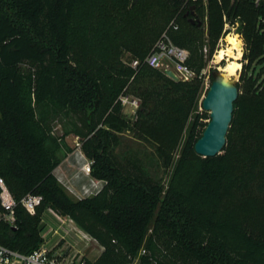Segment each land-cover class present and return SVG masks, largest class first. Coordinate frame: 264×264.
<instances>
[{
    "label": "trees",
    "instance_id": "16d2710c",
    "mask_svg": "<svg viewBox=\"0 0 264 264\" xmlns=\"http://www.w3.org/2000/svg\"><path fill=\"white\" fill-rule=\"evenodd\" d=\"M140 1L0 0V177L18 201L29 192L42 196L35 214L18 204L16 224L0 222V243L26 254L39 248L51 208L103 245L84 264H264V0H239L245 7L231 20L246 35L253 96L238 95L226 153L212 157L194 149L203 118L210 119L209 112L194 114L202 57L191 44L202 39L196 35L202 25L190 20V6L201 18L203 0H165L181 8L187 23L177 22L169 35L191 47L187 63L197 74L191 80L130 65L157 40L145 29L154 14ZM210 1L222 11L227 4ZM123 88L140 99L133 127L140 139H150L144 124L172 121L182 129L192 117L183 159L200 165L188 187L152 177L137 150L123 158L115 153L124 129L116 102ZM69 135L93 160L92 176L105 181L92 196L73 199L54 174L73 151ZM157 150L163 157L165 146Z\"/></svg>",
    "mask_w": 264,
    "mask_h": 264
},
{
    "label": "rangeland",
    "instance_id": "374dc122",
    "mask_svg": "<svg viewBox=\"0 0 264 264\" xmlns=\"http://www.w3.org/2000/svg\"><path fill=\"white\" fill-rule=\"evenodd\" d=\"M187 1L188 0H186V3ZM214 4L216 5V10H214ZM139 5L149 8L148 12L154 14V16H150L149 21L146 22V24H148L145 29L146 33L155 31L154 36L156 35L157 40L159 39L161 31L165 27L167 28L172 21L175 23L178 22L181 28L187 27L186 20L183 19L181 8L173 7L165 0H141ZM242 5L239 0H227V4H224V9L222 11L218 8L216 3L210 0H203L199 4L203 24L200 27V32H197L196 35H199L202 39L193 42L191 46L194 43L200 46L199 52L202 57V65L199 71V78L202 80L203 90L195 106L194 114L203 111L208 112L202 108V99L206 95L207 89L211 83V70L214 68L220 69V66L227 62V58L217 61L216 54L220 48L227 47V35L229 33L238 34L237 36L242 41V56L239 59L241 67L238 75L232 78L238 79L241 98L245 99L253 96V86L250 85L251 83L249 84L250 81L248 79L251 68L247 61H243L244 53L247 50L246 35L242 34L239 30V20H235L234 22L231 21L242 13L241 11H243L242 9L245 7V4ZM226 9L230 10L229 15L226 13ZM210 12H213L212 15ZM221 22L223 24L220 29ZM157 40H155V42ZM186 47L189 50L191 48L190 46ZM127 56L128 54H125L124 60H128ZM245 64H247V66L244 68ZM259 67H257V69H259ZM125 95L131 98L137 97L139 99L129 88H123L117 95L116 102H121V96ZM121 113L122 119L120 120L123 123L124 129L120 133L121 142L115 148V153L118 154L119 157L123 158L125 153L130 149L141 152L149 174L165 185H168L172 181H177L179 185L186 188L196 179L199 171V162L183 159V152L189 141V124L192 123V117L186 122L182 129L172 123V121H167L164 123V126L157 125L156 123L144 124L145 134L150 138L147 140L140 139L137 136L136 130L133 128L137 121V109L135 110L130 105H124L121 102ZM235 119L239 120L240 116H235ZM208 120L207 117L203 118L204 122ZM67 140L73 147V151L70 152L55 169L54 174L59 183L73 199L92 196L99 187L103 186L105 181L92 176V174L88 175L86 173V166L84 170L82 169L83 163L89 162L92 172L93 160L88 157H81V152L83 155L85 154L80 148L78 138L74 135H69ZM159 143L165 146L163 157L158 154L157 145ZM220 153L225 154L226 150L223 149ZM92 179L97 182V185L90 186ZM85 184H89L90 191H85ZM43 215L45 220L49 223H51V220H56L55 216L49 212V210H46ZM41 224L45 225L42 221ZM76 239H73V241L71 239H69V241L64 239L56 244L54 251L63 264H79L81 259L87 256L91 259H95L98 255L99 244L97 240L88 236L87 238L80 237L78 240Z\"/></svg>",
    "mask_w": 264,
    "mask_h": 264
},
{
    "label": "built area",
    "instance_id": "2783aa9c",
    "mask_svg": "<svg viewBox=\"0 0 264 264\" xmlns=\"http://www.w3.org/2000/svg\"><path fill=\"white\" fill-rule=\"evenodd\" d=\"M259 2V0H256ZM178 28L177 23L172 21L168 27L162 32L159 39L155 42L150 52L143 58H133L130 61V65L134 68L139 67L141 64H148L152 67L159 69H172L182 80H191L196 77V71L188 65V59L190 57L189 49L175 44L170 35V28ZM121 102L124 105H130L135 110L139 107L140 100L137 97H129L128 95L121 96ZM81 157L86 158L81 152ZM86 166V173L91 174V166L89 162H84L82 169ZM91 185H97V182L92 179ZM102 187V186H101ZM99 187L94 193H97ZM85 191H90L89 184L84 185ZM42 201V196L35 193H27L19 201L12 194L4 179L0 177V222H7L10 225H15L17 221L16 207L18 204L30 213L35 214L38 205ZM57 223H49L45 220L44 215L42 218L43 228L41 230V236L43 242L41 246L35 249L33 252L26 254L19 250L12 249L0 243V264H63L55 253V246L60 240L73 239L78 240L80 237H92L89 232L84 230L73 218L68 216H62L55 210L49 208ZM67 217V218H66ZM66 219V220H65ZM76 237V238H75ZM75 241V240H74ZM99 253L100 255L104 247L99 242ZM86 258V257H85ZM85 258L81 259L79 264H84ZM87 258H90L87 256Z\"/></svg>",
    "mask_w": 264,
    "mask_h": 264
},
{
    "label": "water",
    "instance_id": "95a60500",
    "mask_svg": "<svg viewBox=\"0 0 264 264\" xmlns=\"http://www.w3.org/2000/svg\"><path fill=\"white\" fill-rule=\"evenodd\" d=\"M193 23L202 25L203 21L196 11V6H190ZM165 74L175 80L178 75L172 70L162 69ZM212 81L206 95L202 99V108L209 112L210 119L202 135L196 140L194 149L203 157H212L220 153L226 145L227 133L233 119L235 101L239 95L238 79L226 75L218 68L211 70Z\"/></svg>",
    "mask_w": 264,
    "mask_h": 264
},
{
    "label": "bare ground",
    "instance_id": "6f19581e",
    "mask_svg": "<svg viewBox=\"0 0 264 264\" xmlns=\"http://www.w3.org/2000/svg\"><path fill=\"white\" fill-rule=\"evenodd\" d=\"M237 35L229 33L227 47L220 48L216 54L217 61L227 58V62L220 66V69L229 77L237 76L241 67L239 59L242 56V41Z\"/></svg>",
    "mask_w": 264,
    "mask_h": 264
},
{
    "label": "crops",
    "instance_id": "0c3cea01",
    "mask_svg": "<svg viewBox=\"0 0 264 264\" xmlns=\"http://www.w3.org/2000/svg\"><path fill=\"white\" fill-rule=\"evenodd\" d=\"M49 219H50V217H49ZM51 222H52V223H54V224H56V223H57V221H56V220H51Z\"/></svg>",
    "mask_w": 264,
    "mask_h": 264
}]
</instances>
